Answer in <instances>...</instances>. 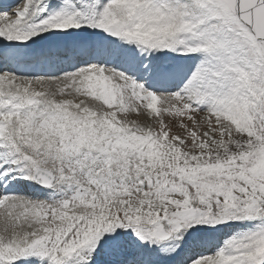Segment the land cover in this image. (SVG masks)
I'll return each instance as SVG.
<instances>
[{
  "label": "snow or ice",
  "instance_id": "snow-or-ice-1",
  "mask_svg": "<svg viewBox=\"0 0 264 264\" xmlns=\"http://www.w3.org/2000/svg\"><path fill=\"white\" fill-rule=\"evenodd\" d=\"M0 264H264V0H0Z\"/></svg>",
  "mask_w": 264,
  "mask_h": 264
},
{
  "label": "bare ground",
  "instance_id": "bare-ground-1",
  "mask_svg": "<svg viewBox=\"0 0 264 264\" xmlns=\"http://www.w3.org/2000/svg\"><path fill=\"white\" fill-rule=\"evenodd\" d=\"M9 2H13V0H9Z\"/></svg>",
  "mask_w": 264,
  "mask_h": 264
}]
</instances>
